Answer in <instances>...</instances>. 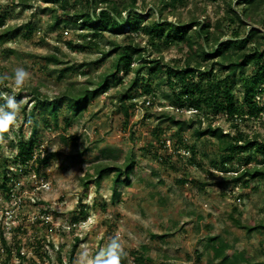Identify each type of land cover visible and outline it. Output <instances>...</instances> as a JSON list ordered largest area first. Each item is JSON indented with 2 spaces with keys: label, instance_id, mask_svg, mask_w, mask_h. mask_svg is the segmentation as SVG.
<instances>
[{
  "label": "rangeland",
  "instance_id": "1",
  "mask_svg": "<svg viewBox=\"0 0 264 264\" xmlns=\"http://www.w3.org/2000/svg\"><path fill=\"white\" fill-rule=\"evenodd\" d=\"M198 4L206 7L212 20L222 18L215 3ZM52 6L41 0H0V32L10 30L0 39V91L2 102L8 104L12 98L18 105L15 123L0 142V164L7 158L5 174L16 195L9 196L0 187V236L4 235L11 251L8 259L0 238V264H19L17 249L23 264H91L97 256L107 259L113 242L121 245L125 255L120 264H137L134 251L144 253L146 260L141 264H219L206 246L208 236L228 242V252L242 251L249 261L264 262V231L249 233L231 219L245 225L264 220V178H250L245 185L232 180L233 172L212 169L211 160H220L218 142L208 135L196 138L197 123L174 135L176 126L158 119V112L180 111L185 118L191 114L189 107H177L182 98L166 86L152 98L140 95L138 84L134 92L139 95L129 116L119 107L122 85L98 93L80 116L62 104L57 127L38 109L33 159L16 168L18 163L12 160L18 142L32 136V123L24 118L23 107L32 108L34 90L52 98L70 85L78 89L91 81L90 88H95L111 63L110 58L95 63L101 51L111 47L110 41L119 42L127 35L106 31L97 48L73 51L67 41L86 39L80 35L86 31L74 26L51 28L47 8ZM192 6L191 1L177 15L168 14V20L178 16L185 20ZM134 38L146 48V56H162L171 65L182 63L178 45L157 51L144 36ZM48 54L57 55L61 62L47 61ZM63 65H74V69L60 80L57 75ZM137 65L135 61L132 66ZM18 68L29 73L19 88L15 84ZM133 75L124 70L119 74L126 87ZM148 75L144 68L140 77ZM146 96L151 98L149 105ZM206 125L203 119L201 128ZM214 125L234 132L223 114ZM156 128L161 131L157 133ZM241 130L264 137V114L242 123ZM163 139H169L170 145L162 144ZM130 154L135 161L130 184L116 185L113 174L105 175L99 184L93 181L97 165L121 164ZM42 180L49 189L36 187Z\"/></svg>",
  "mask_w": 264,
  "mask_h": 264
},
{
  "label": "trees",
  "instance_id": "2",
  "mask_svg": "<svg viewBox=\"0 0 264 264\" xmlns=\"http://www.w3.org/2000/svg\"><path fill=\"white\" fill-rule=\"evenodd\" d=\"M41 1L53 5L47 8L52 15L51 28L74 26L86 31L80 34L86 39L77 43L67 41L68 47L73 51L83 52L90 47L97 48L106 31L127 35L119 42L110 41L111 47L107 51H101V56L95 63L108 58L111 63L95 82V88H90L91 81L78 89L70 85L67 91L52 98L41 94L38 88L34 90L36 96L33 98L32 108L26 110L23 107L24 118L32 123V136L27 140H19L12 160L14 164H25L33 159L39 126L38 109L57 127L58 111L62 104L80 116L98 93L106 91L111 85H122L125 90L119 97V107L129 116V111L135 106L133 100L139 95L134 92V88L140 84V95L152 98H155L157 89L166 86L178 99L182 98L177 105L179 109L189 107L188 110L193 111L190 118L183 117L180 111L158 112V119L176 126L174 135L179 136L182 130L194 127L197 123L193 130L196 138L208 135L217 139L220 160H211L212 169L224 173L233 172L235 176H231L232 180L236 183L242 181L245 185L249 184L250 178H264V137L259 133L251 136L241 130L242 123L264 114V101L261 99L264 95V0ZM191 1L193 6L188 18L183 20L178 16L174 21L168 20V14L177 15L180 7H187ZM199 1L218 5L222 18L212 20L206 7L198 4ZM26 27L28 30L31 28L30 25ZM9 31L6 29L0 32V39L8 35ZM134 35L144 36L146 43L157 51H161L163 46L178 45L182 51V63L171 65L162 56H146V48L141 46L140 40H135ZM44 58L56 64L61 62L55 54L45 55ZM135 61H138V65L133 68ZM144 68L149 71L147 78L140 77ZM73 69L74 65H63L57 77L62 80ZM122 70L127 74H134L127 87L119 76ZM218 70L221 74L217 73ZM0 106L9 113L8 104L2 102L1 91ZM220 114L225 115L234 132H224L220 126L214 125ZM203 119L207 121V125L201 128ZM66 123L69 124L70 119ZM156 131L159 133L161 130L156 128ZM2 135L6 136V132ZM188 149L193 154V147L188 146ZM7 161V158H3L0 164V177H3L0 187L8 191L7 183L10 178L5 174ZM134 164V156L130 154L121 164L97 165L93 181L99 184L105 175L113 174L116 185L130 184ZM231 219L235 225L249 233L264 231V220L245 225L238 218L231 216ZM0 238L1 248L9 259L10 248L4 235ZM206 246L210 247L213 259L218 260L219 264H264L249 261L242 251L228 252L229 243L219 236H208ZM16 253L20 258L19 264H23L24 257L20 249ZM133 253L137 264L145 262L143 252ZM120 258L124 260L125 255L122 253ZM104 259L106 256L101 261Z\"/></svg>",
  "mask_w": 264,
  "mask_h": 264
},
{
  "label": "clouds",
  "instance_id": "3",
  "mask_svg": "<svg viewBox=\"0 0 264 264\" xmlns=\"http://www.w3.org/2000/svg\"><path fill=\"white\" fill-rule=\"evenodd\" d=\"M29 78V73L23 68H18L15 73L16 86L23 87L24 82ZM8 107L13 109L11 113H5L3 109H0V142H3V133L9 130L10 125H13L16 120V110L18 109L17 103L8 98ZM110 250L107 254V259L100 260V256H97L95 260L91 261V264H120V256L123 252L121 245L117 242H113L109 246ZM103 255V253H101Z\"/></svg>",
  "mask_w": 264,
  "mask_h": 264
},
{
  "label": "built area",
  "instance_id": "4",
  "mask_svg": "<svg viewBox=\"0 0 264 264\" xmlns=\"http://www.w3.org/2000/svg\"><path fill=\"white\" fill-rule=\"evenodd\" d=\"M145 99H146V103L149 105L150 103H151V98L150 97H145ZM258 99L260 100V97H258ZM191 112H193L192 110H189V113H191ZM161 142L166 146V145H170V140L169 139H164V140H161ZM23 166H26V163L25 164H18L17 165V167L16 168H22ZM9 181H10V179H9ZM12 186H13V183L12 182H9ZM7 186H8V183H7ZM12 186H8V195L9 196H15L16 197V195H15V192H13L14 190H13V188H12ZM36 187L37 188H43V189H49L50 188V186H49V184H48V182H45V181H43L42 180V182H41V184H40V186H39V184L38 185H36ZM35 187V188H36ZM6 212V214H10L9 212H8V210H6L5 211ZM9 230H12L13 228L12 227H10V228H8Z\"/></svg>",
  "mask_w": 264,
  "mask_h": 264
}]
</instances>
